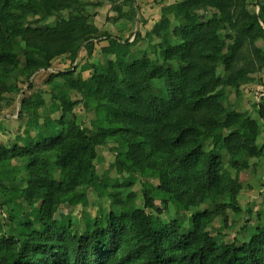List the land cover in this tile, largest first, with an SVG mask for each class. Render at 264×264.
Returning a JSON list of instances; mask_svg holds the SVG:
<instances>
[{
    "label": "trees",
    "instance_id": "obj_1",
    "mask_svg": "<svg viewBox=\"0 0 264 264\" xmlns=\"http://www.w3.org/2000/svg\"><path fill=\"white\" fill-rule=\"evenodd\" d=\"M249 1L183 0L172 9L181 24L158 46L156 59L131 53L121 63L103 50L104 60L94 62L89 81L80 75L64 87L53 81L73 72L50 77L60 103L40 114L34 96L22 100L20 117L31 116L37 135L23 146H0L5 204H25L20 215L8 218L10 233L0 232V264H264V224L241 246L237 239L218 244L209 231L221 217L228 222L230 209L241 212L243 185L225 165L239 174L250 168L251 158H264L260 123L245 125L246 112L228 111L222 102L227 88H238L245 76L264 69V50L256 46L264 37V2L252 16ZM88 2L0 0V94L22 92L15 72L29 81L57 58L107 35L84 15ZM209 8L225 16V29L200 14ZM38 12L58 18L67 12L72 20L29 26ZM170 28L163 17L152 34ZM71 91L90 96L101 123L96 129L82 125L74 112L77 104L67 99ZM258 115L264 121V102ZM220 130L229 133L222 138ZM204 137L213 139L212 150H205ZM110 143L126 151L128 167L158 182L172 208L161 209L143 189L144 207L126 210L139 197L134 183L117 178L109 186L97 171V149ZM221 143L227 159L218 152ZM14 160L25 163L24 188L12 187L18 183ZM59 171L60 180L53 177ZM84 185L101 201L109 200V208L95 218L84 214L83 229L61 223L56 215L62 206L88 207V194L80 190ZM226 197L229 202L218 203Z\"/></svg>",
    "mask_w": 264,
    "mask_h": 264
},
{
    "label": "rangeland",
    "instance_id": "obj_2",
    "mask_svg": "<svg viewBox=\"0 0 264 264\" xmlns=\"http://www.w3.org/2000/svg\"><path fill=\"white\" fill-rule=\"evenodd\" d=\"M85 16L90 24H93L102 34L106 36L100 40L93 41L82 45L78 53L62 56L54 60L49 70H41L37 72L31 80L22 76L21 72L13 74V80L22 89L21 93L0 94V146L13 147L15 144L23 146L29 138L37 135L31 116L23 113L20 117L22 100L34 96L36 102L40 105L39 113H43L47 107L54 103H60L54 97L58 94L54 91L48 82L52 75L61 72L71 71L72 76L66 78H58L53 81L57 86L68 87L71 79H77L80 75L86 81H89L93 71L92 65L95 61L104 60L103 50H107L112 57L118 58L121 63L131 53L143 54L156 59L158 46L170 38L173 28L180 25L181 21L176 19L172 13V9L183 0H88ZM264 0H250L248 3V11L252 16L259 14V4ZM200 14L207 20H216L222 29L226 28V18L219 11L209 8ZM163 17L169 19L171 28L164 30L161 36L153 35V28L159 24ZM72 20L67 12L62 17ZM60 18L49 17L44 12H38L37 15L30 17L29 26L40 28L47 25H54ZM128 44H127V43ZM134 42L135 45L133 44ZM131 45V46H129ZM256 46L264 50V37L260 39ZM19 55L24 56L23 51H18ZM180 64H174L178 68ZM223 72V67L220 68ZM90 88V84L86 89ZM67 99L69 102L76 103L74 109L75 114L79 117L85 128L94 130L101 124L95 113V106L90 101V96L76 91L68 92ZM222 102L228 111L237 110L241 113L246 112V118L243 123L246 125L249 120H257L263 130L258 139L259 147L264 146V121L259 118L258 108L264 102V69L256 70L245 76L239 82L238 88H227ZM57 118L54 116V119ZM43 121V120H41ZM241 126H236L240 128ZM229 130H220L218 135L222 138L227 136ZM203 143L206 151L213 149V139L204 137ZM100 160L97 163V171L101 176H105L109 186L117 178L134 183V190L139 197L128 202L126 210L135 208H143L144 200L141 197L142 190L147 189L151 192L152 198L161 209L166 206L172 208V204L168 203L169 196L162 193L158 189V182L154 179L143 178L137 171L127 166L126 151L121 149L117 144L110 143L106 147L97 149ZM218 152L227 159L226 149L221 143ZM14 173L18 177L17 188H24L25 182V163L20 160L13 161ZM225 169L234 177H238L243 185V189L238 197V206L241 212L236 214L232 209L228 211V222L226 223L221 217L210 226V234L218 244H232L237 239V243L241 246L249 239L258 225L264 224V158L258 160L250 159V168L237 173L225 165ZM62 172H57L53 177L61 179ZM81 191L87 192L89 205L87 208L82 206H62L56 219L61 223H73L81 229L85 227L84 214L90 218L100 215L105 209L109 208L110 201H101L97 194L86 187L80 188ZM5 196L0 192V232L6 231L10 233V229L6 228V222L9 217L20 215L22 207L25 204L21 201H14L10 205L5 204ZM229 202L228 197L222 198L218 203L223 204ZM168 204V205H167ZM35 217H39L38 211ZM160 218L168 222L167 214L160 215ZM245 227V228H244ZM244 228V229H243Z\"/></svg>",
    "mask_w": 264,
    "mask_h": 264
}]
</instances>
